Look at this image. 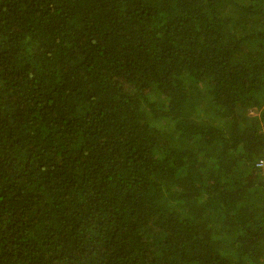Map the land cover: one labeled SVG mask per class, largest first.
Instances as JSON below:
<instances>
[{"label": "trees", "instance_id": "obj_1", "mask_svg": "<svg viewBox=\"0 0 264 264\" xmlns=\"http://www.w3.org/2000/svg\"><path fill=\"white\" fill-rule=\"evenodd\" d=\"M264 0H0V264H264Z\"/></svg>", "mask_w": 264, "mask_h": 264}, {"label": "built area", "instance_id": "obj_2", "mask_svg": "<svg viewBox=\"0 0 264 264\" xmlns=\"http://www.w3.org/2000/svg\"><path fill=\"white\" fill-rule=\"evenodd\" d=\"M256 165H258L259 167H263V168H264V159H262V160H258V161L256 162Z\"/></svg>", "mask_w": 264, "mask_h": 264}]
</instances>
